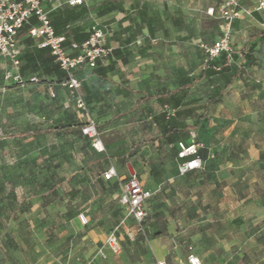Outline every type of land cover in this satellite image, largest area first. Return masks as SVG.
I'll return each mask as SVG.
<instances>
[{
  "label": "rangeland",
  "instance_id": "obj_1",
  "mask_svg": "<svg viewBox=\"0 0 264 264\" xmlns=\"http://www.w3.org/2000/svg\"><path fill=\"white\" fill-rule=\"evenodd\" d=\"M153 2L145 7L151 9ZM169 2L162 0L157 7L174 24L173 32L169 27V34L153 37L152 43L166 51L176 48L178 56L163 58L164 75L158 78L171 80V59L198 78L209 62L206 48L223 30V20L207 13L216 0H173V7ZM240 4L249 7L237 19L240 24L233 23L232 46L234 52L246 49L251 56L236 61L240 85L224 91L230 98L227 105L210 102L198 125L194 124L202 105L215 90L200 83L189 97H197L190 124L205 146L227 143L235 133L255 134L260 143L264 137V20L253 19L256 9L251 0ZM165 109L161 115L167 120L173 111ZM86 121L85 111L75 101L66 107L56 98L29 104L27 92L19 90L0 97V264H89L113 232L120 238L121 253L107 251L106 259L91 264H187L191 252L203 264H264V169L247 165L242 169L249 172L246 179H228L222 185L216 176L205 175L208 164L201 170L203 179L161 168L163 147L174 149L175 144L123 145L124 152L114 162L125 176L128 163L142 162L157 171L145 231L135 232L132 239L128 233L135 221L120 208L121 184L102 178L109 163H101V156L108 151L96 152L92 140L81 135ZM149 123L145 126L153 125ZM52 126L62 130L33 135ZM107 129L98 124L100 138L102 132L109 133ZM241 155L216 151L209 171L217 170L215 162L234 156L243 159ZM146 172L141 169L138 177L142 180ZM242 197L257 203L242 202Z\"/></svg>",
  "mask_w": 264,
  "mask_h": 264
},
{
  "label": "crops",
  "instance_id": "obj_2",
  "mask_svg": "<svg viewBox=\"0 0 264 264\" xmlns=\"http://www.w3.org/2000/svg\"><path fill=\"white\" fill-rule=\"evenodd\" d=\"M68 1L41 0L43 7L52 19V24L58 35H65L68 41L80 42L79 39L84 41L88 38L84 37V34L90 32L94 23L108 26L112 30L109 39L114 46V51L109 60L95 69L87 68L77 73V77L82 84L81 93L88 105V112L92 114L97 124L107 127V131H109L108 134L104 135V132H102L101 135V140L106 151H108L107 154L105 152L106 155L101 156V159H103L101 163L103 162L104 164V161L109 163L105 171L112 166L115 167L119 179H126L132 175L138 177L141 169H147L148 172L143 173L141 176L142 180L138 178L146 188L154 191L156 187L154 174L157 172L154 166L149 167L146 165L147 167H143L145 163L142 164V162L138 165L128 163V176H125L124 172L121 171L120 165L114 162L124 152L125 148H123V145H132V148L135 145V148L141 145L138 148H144L148 144H154L155 146L162 144L165 130L170 129L166 125V120L162 119L164 115H161L164 111H167L165 108L170 107L162 105L159 101V97L164 91L175 93L180 85L184 83L183 79H192L184 99L185 105L179 107L178 110L181 111L186 108L192 109L194 112L197 97H189L190 94L195 92L197 86L201 83L217 90L224 84V79L221 77L200 76L202 70L199 72V77L196 78L193 72L180 68V65L174 59H171L170 63L171 80L164 81L163 78H158V75L163 74L164 71L161 68L164 64L163 58L168 55H171V57L178 56V49L176 48L166 51L153 44V40H155L153 37H164L170 33L169 27H171V32H173L174 24H169L163 14L164 12L158 10L157 4L162 2V0H156V5H152L151 9L145 7L146 3L148 4L155 0H84V3L78 6H71ZM251 1L256 9L262 0ZM169 3L173 7V0ZM246 6L249 7L248 4H245L243 8L246 9ZM159 7L161 8L163 5ZM140 10L147 11L151 18L142 20L139 14ZM253 19L262 22L264 20V8L256 9ZM239 24L240 21H237L235 27ZM19 41L22 48L21 75L25 78L38 75L40 81L29 82L26 85H15L5 82L4 74L12 68V65L0 54V97L16 93L19 90L27 92L29 104L35 103V100L46 102L56 98L59 105L68 106L70 101H74L73 95L62 84L56 82V76L51 73L54 67V60L51 54L42 52L36 41L34 42L35 45L27 39L25 30L20 33ZM235 53L244 57L247 51L243 49ZM239 71L240 67L238 66L236 70L237 76L233 78L232 83L226 90L240 85ZM162 88H165V90L157 92V89ZM212 95H209L208 98ZM216 100L227 105L230 98L226 95V92H223L222 96ZM171 109L173 112L168 113L171 116H175L176 110ZM78 112L80 113V111ZM169 114H167V120L171 117ZM191 117L190 115H187V117L183 115L174 119L178 130H185L186 127H189L190 135L186 140H190L191 133L196 132L194 131V125L190 124ZM185 119H187V124L181 126L182 120ZM150 121H153V125L146 127L145 124ZM233 137L227 143H216L210 146H205L199 142L203 151L204 165L208 164L209 170H211V164L213 163L210 159L216 151H223L226 154L243 152V155H241L243 159L234 156L229 160L225 159L215 162L213 168L217 170L213 174L211 171L205 170L206 176L209 175L208 173L211 176H216L221 184L223 183L222 185L227 183L228 179H246L249 172H242V169L248 168L247 165L252 164L251 168L264 169V137H261V143L256 140L257 136L255 134L240 135V133H235ZM160 139L162 140L160 141ZM163 143H168L170 146L174 144L167 140ZM203 149H208V151ZM95 151L97 152V150ZM162 152L165 159L161 161V168H175V175L178 176L179 160L177 158V148L163 147ZM248 156L251 157V163L247 160ZM89 165L90 162L88 163ZM190 173L202 179L204 177L201 170ZM114 179L119 180L117 178ZM241 201H248L251 204L257 203V201H252L249 197H242Z\"/></svg>",
  "mask_w": 264,
  "mask_h": 264
},
{
  "label": "built area",
  "instance_id": "obj_3",
  "mask_svg": "<svg viewBox=\"0 0 264 264\" xmlns=\"http://www.w3.org/2000/svg\"><path fill=\"white\" fill-rule=\"evenodd\" d=\"M240 1L216 0V5L208 8V15L219 17L224 22L222 34L214 40L210 47L206 48L209 60L216 59L223 53L229 56L234 53L233 23L248 11L241 6ZM68 3L71 6H78L82 5L84 0H69ZM262 8H264L263 0L259 2L256 9ZM23 30L26 31L27 36L36 41L40 48H50L55 61L66 74L63 86L72 93L76 105L87 115V121L81 128L82 135L92 140V146L98 152H105L106 148L100 138L98 124L88 113V105L81 93L82 84L77 73L87 68L95 69L105 64L113 55L114 46L109 40L112 34L111 28L94 23L86 40L83 42L68 41L65 35L56 33L52 19L41 0H0V54L12 65V68L5 72L4 80L15 85L38 82L37 76L25 78L20 73L22 48L19 36ZM177 145L180 175L204 168L197 132L191 133L190 140H180ZM102 177L107 181L114 178L119 179L117 169L113 166L103 172ZM119 181L121 184L120 206L124 210L125 217H130L135 221V227L128 233L133 239L135 232L145 231L144 223L149 216L148 205L154 192L146 188L136 175L119 179ZM107 251L115 255L121 253L120 238L116 232L106 237L89 264L106 259ZM160 264L167 263L160 262ZM187 264H203V262L199 255L191 252L187 256Z\"/></svg>",
  "mask_w": 264,
  "mask_h": 264
},
{
  "label": "trees",
  "instance_id": "obj_4",
  "mask_svg": "<svg viewBox=\"0 0 264 264\" xmlns=\"http://www.w3.org/2000/svg\"><path fill=\"white\" fill-rule=\"evenodd\" d=\"M139 14H140L142 20H145L147 18H151V16H149L147 11H145V10H140ZM179 21L181 22L180 19H178V22ZM89 33L84 34V37H88ZM27 39H29L33 43L35 42L29 36H27ZM82 40L79 39L80 42H83ZM35 47H38V46H35ZM39 49L42 52H48L51 54L50 48H39ZM51 56L54 60V67L52 68L51 73L56 76V79H57L56 82L63 85L64 81L66 80V74L60 68L59 64L55 61L54 56L52 54H51ZM239 57L240 56L238 54H236L235 52L232 54V56H229L227 53H223L220 55V57L213 59V60H209L208 64L203 66L200 76L205 75L207 77H216V78L221 77L224 79V84H222V86H220L219 89L215 90L213 95L208 98L207 102L202 105V108H201L202 112H201L199 119H198L199 122L197 124H194V125H198L200 123V121L207 115L208 104L210 102H213L214 100L220 98L222 96L223 92L232 83L233 78H235L237 76L236 70L238 69V65H237L236 61L238 60ZM244 58H246L247 60L248 59L250 60L251 56H250V54L245 53ZM21 59H22V57H21ZM228 73H230V74H228ZM37 77H39V76L37 75ZM191 80L192 79H190V78L183 79L184 83L180 85L179 89L175 93L164 91V93L159 97V101L162 105H164V106L168 105L171 108L176 110L175 116L170 117L168 120H166L165 116H163V119L166 120V125L169 126L170 129L165 130V133L163 134L164 138H163V140L160 139V141L162 140V143H163L164 141L167 140L169 142L174 143L175 147L177 148V158H178V145H177V143L180 140H186L190 135V131H189V127H186L185 130H178L174 119L176 117H182L183 115H190V116L195 115V112H193L192 109H186L185 108L184 110H181V111L178 110L179 107L185 105L184 99H185V96L187 94L188 86L191 85V82H192ZM39 81L40 80L38 78V82ZM61 130L62 129L58 126H52V127L47 128V129L35 130L33 132V135L49 133V132H60ZM81 135H82V133H81ZM84 137H87V136H84ZM140 146L141 145H139L138 147H140ZM135 147H136V145L134 146V148ZM200 154H201V156L203 154V151L201 149H200ZM105 181H107V180H105ZM113 181L120 183V181H118L116 179L108 180L107 182H113ZM120 189H121V186H120ZM120 208L122 209V213L125 216L123 208L121 206H120ZM97 261H99V260H97ZM94 263H96V262H94Z\"/></svg>",
  "mask_w": 264,
  "mask_h": 264
}]
</instances>
